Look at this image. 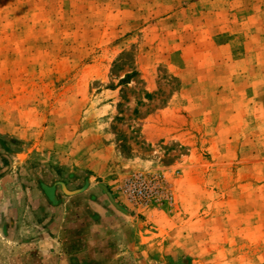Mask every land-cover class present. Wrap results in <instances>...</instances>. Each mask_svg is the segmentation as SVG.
<instances>
[{"label": "rangeland", "instance_id": "1", "mask_svg": "<svg viewBox=\"0 0 264 264\" xmlns=\"http://www.w3.org/2000/svg\"><path fill=\"white\" fill-rule=\"evenodd\" d=\"M255 12L264 0H0V143L27 165L107 150L124 195L136 177L156 192L128 205L162 208L181 240L165 264H264V19L240 18Z\"/></svg>", "mask_w": 264, "mask_h": 264}, {"label": "crops", "instance_id": "2", "mask_svg": "<svg viewBox=\"0 0 264 264\" xmlns=\"http://www.w3.org/2000/svg\"><path fill=\"white\" fill-rule=\"evenodd\" d=\"M19 144L0 143V264H165L182 251L162 208L128 205L107 150L27 165Z\"/></svg>", "mask_w": 264, "mask_h": 264}, {"label": "built area", "instance_id": "3", "mask_svg": "<svg viewBox=\"0 0 264 264\" xmlns=\"http://www.w3.org/2000/svg\"><path fill=\"white\" fill-rule=\"evenodd\" d=\"M127 187L125 198L134 206H145L156 193L150 190L148 181L140 177L131 180Z\"/></svg>", "mask_w": 264, "mask_h": 264}]
</instances>
